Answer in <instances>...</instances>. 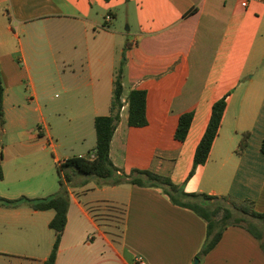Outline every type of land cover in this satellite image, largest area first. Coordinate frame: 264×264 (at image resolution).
Here are the masks:
<instances>
[{"label":"crops","instance_id":"obj_1","mask_svg":"<svg viewBox=\"0 0 264 264\" xmlns=\"http://www.w3.org/2000/svg\"><path fill=\"white\" fill-rule=\"evenodd\" d=\"M0 70L1 197L15 199L21 188L7 166L17 155L1 158L3 140L20 146L26 161L51 152L57 167L62 158L47 111L75 146L92 152L95 119L111 114L121 71L124 96L146 91L148 125L130 127L129 116L118 123L111 146L118 176L149 170L186 193L251 200L264 213V0H0ZM55 82L65 98L50 106ZM223 98L227 107L210 157L190 178L212 107ZM189 112L194 118L180 142L179 118ZM33 116L37 131L29 130ZM244 134L248 146L238 154ZM29 186L38 193L48 185L42 179ZM68 191L56 264H264L260 241L241 227L228 228L214 250L200 255L206 222L174 205L162 188L75 177ZM4 208L0 245H14L0 250V264H44L56 240L49 227L55 211ZM108 208L122 212L118 235L105 224Z\"/></svg>","mask_w":264,"mask_h":264},{"label":"trees","instance_id":"obj_2","mask_svg":"<svg viewBox=\"0 0 264 264\" xmlns=\"http://www.w3.org/2000/svg\"><path fill=\"white\" fill-rule=\"evenodd\" d=\"M109 1V0H107ZM122 72L119 71L115 83L111 114L99 116L95 119L97 143L95 149L88 156H74L61 160L57 165L60 190L53 195L43 198L21 197L18 199H6L0 196V205L7 208H18L21 205H29L35 211L54 210L55 217L49 224L54 230L56 240L52 252L44 264H56L58 250L62 235L68 222L70 207V194L68 187L75 177H90L111 182L118 185L124 182L140 187L162 188L171 202L181 208L191 210L206 222V240L200 255L209 254L221 242L225 231L230 227L246 229L253 237L260 241L264 251V213L254 209L251 200H239L232 196H212L205 193H186L181 186L176 185L169 177L161 176L149 170H133L127 176H118L119 169L111 159V146L115 130L121 120L122 96L124 95ZM5 88L0 70V128L6 123L4 111ZM130 127H145L148 125L146 115L147 93L144 90H132L128 94ZM227 102L223 98L212 107V114L207 129L202 137L195 153L193 169L189 175L191 178L199 165H204L216 140ZM194 114L185 113L180 116L175 132L176 140L184 142L188 136ZM249 135L244 134L237 150L242 154L248 146ZM264 154V138L261 145ZM4 179V171L0 165V182Z\"/></svg>","mask_w":264,"mask_h":264},{"label":"rangeland","instance_id":"obj_3","mask_svg":"<svg viewBox=\"0 0 264 264\" xmlns=\"http://www.w3.org/2000/svg\"><path fill=\"white\" fill-rule=\"evenodd\" d=\"M48 102L50 106L56 102L62 101L65 98V95L63 93L62 88L59 86V83H51L49 90H48ZM71 105L76 106L77 100L76 98L71 100ZM45 112V116L48 118V122L51 125L53 129L54 134V142L57 144L58 148L55 153L57 157L62 158H71L74 156H78L80 154H86L89 155L88 151H83V148L79 145H74L73 142L70 140V133L65 132L63 133L62 128H60V123H58L60 120L57 118H54L52 114H49L47 111ZM50 115V116H49ZM52 115V116H51ZM62 120V119H61ZM65 121V120H63ZM36 117L33 116V118L30 120L29 123V130H38ZM66 129L70 125V129L72 130L73 124L71 125L70 122L67 120L65 122ZM68 125V126H67ZM66 135V136H65ZM2 147L5 148V152L2 151L1 158L14 155L18 161H15L14 158L9 163H7V166L9 167V179L12 182H16L17 185H21L20 190H15L14 195L16 196L15 199L21 198L23 196L29 197V198H38L39 196H50L53 194H56L59 191V175L57 171L56 164L53 162V153L49 152L46 156L42 157L40 160L33 161L31 159H26L23 157V153H21V147L17 145H13L11 142H6V140H3ZM89 179H96V178H90ZM44 180V182L48 185L45 191H41L36 193L32 190V187L29 185L32 183H35L39 180ZM91 183V182H90ZM1 188V186H0ZM41 198V197H39ZM85 204V199L82 198ZM4 209H8L7 207ZM12 212V211H10ZM109 218L108 221L105 222L106 225H108V228L110 231H112L114 234H120L121 227H122V212L120 209H113L108 208L106 214ZM8 219H10L8 217ZM12 245H14L12 242H4L0 245V250L6 249V250H13Z\"/></svg>","mask_w":264,"mask_h":264},{"label":"built area","instance_id":"obj_4","mask_svg":"<svg viewBox=\"0 0 264 264\" xmlns=\"http://www.w3.org/2000/svg\"><path fill=\"white\" fill-rule=\"evenodd\" d=\"M242 5L244 7H247L248 6V1H244L242 3ZM122 108H121V113H120V117H125V116H129V107H130V104H129V99H128V96H122ZM139 264H145L142 259H138L137 260Z\"/></svg>","mask_w":264,"mask_h":264},{"label":"water","instance_id":"obj_5","mask_svg":"<svg viewBox=\"0 0 264 264\" xmlns=\"http://www.w3.org/2000/svg\"><path fill=\"white\" fill-rule=\"evenodd\" d=\"M195 262H196V264H198L199 260H198V259H196V261H195Z\"/></svg>","mask_w":264,"mask_h":264}]
</instances>
